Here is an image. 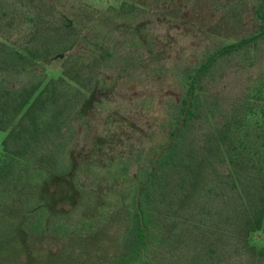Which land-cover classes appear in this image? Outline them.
<instances>
[{
  "label": "trees",
  "instance_id": "trees-1",
  "mask_svg": "<svg viewBox=\"0 0 264 264\" xmlns=\"http://www.w3.org/2000/svg\"><path fill=\"white\" fill-rule=\"evenodd\" d=\"M197 6L220 29L162 64L154 24L188 25ZM263 54L264 0H119L103 14L82 0H0V237L19 219V228L39 227L28 218L40 209L31 203L36 183L67 169L73 123L114 71L139 83L168 77L174 98L156 129L165 144L134 188L108 264H153L162 250L163 264H221L220 243L231 237L241 245L233 259L261 261L264 72L251 70ZM53 62L60 74L46 78Z\"/></svg>",
  "mask_w": 264,
  "mask_h": 264
},
{
  "label": "rangeland",
  "instance_id": "rangeland-1",
  "mask_svg": "<svg viewBox=\"0 0 264 264\" xmlns=\"http://www.w3.org/2000/svg\"><path fill=\"white\" fill-rule=\"evenodd\" d=\"M82 2L97 14L119 6V0ZM191 11L188 25L154 24L162 64L179 60L196 48L203 35L216 26L220 29L209 7ZM60 71L61 62H53L45 76L54 79ZM259 72H264V54L251 70L252 75ZM247 76L243 72L237 83ZM134 77L114 71L103 75L104 82L73 123L75 136L66 155L67 169H58L57 174L50 173L36 183L31 203L40 209L30 210L28 218L29 222L40 218L39 227L19 228L21 219L10 226L0 237V264H108L113 258L122 242L134 188L143 179L148 161L165 144V136L156 129L164 118V107L174 98L170 78L154 76L139 83ZM3 137L0 134V141ZM19 210L8 206L4 212L20 218ZM256 240L259 248L264 246L263 236ZM220 245L226 256L221 264H264V258L256 262L248 255L234 261L241 246L234 237ZM168 255V250H162L153 264H163Z\"/></svg>",
  "mask_w": 264,
  "mask_h": 264
}]
</instances>
